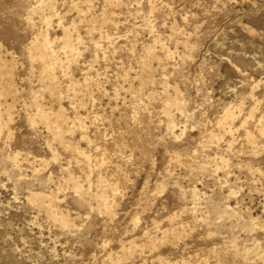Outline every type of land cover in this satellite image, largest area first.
I'll list each match as a JSON object with an SVG mask.
<instances>
[{
	"label": "rangeland",
	"instance_id": "obj_1",
	"mask_svg": "<svg viewBox=\"0 0 264 264\" xmlns=\"http://www.w3.org/2000/svg\"><path fill=\"white\" fill-rule=\"evenodd\" d=\"M0 264H264V0H0Z\"/></svg>",
	"mask_w": 264,
	"mask_h": 264
}]
</instances>
